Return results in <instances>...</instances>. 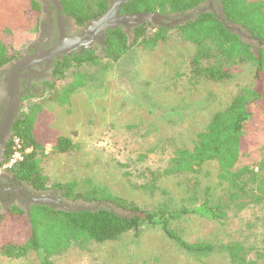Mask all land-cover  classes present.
I'll list each match as a JSON object with an SVG mask.
<instances>
[{
  "label": "rangeland",
  "instance_id": "1",
  "mask_svg": "<svg viewBox=\"0 0 264 264\" xmlns=\"http://www.w3.org/2000/svg\"><path fill=\"white\" fill-rule=\"evenodd\" d=\"M35 20L29 0H0V42L19 48L34 36ZM247 36L242 35L256 50L257 41ZM195 52L194 44L170 29L152 48L136 43L116 59L103 55L66 69L52 87L25 100L23 111L37 102L49 114V131L75 144L67 152L45 145L40 168L48 185L74 182L73 191L86 194L91 184H100L149 210L192 208L205 201L223 216L191 214L176 226L186 241L208 243L212 251L186 252L159 227L145 225L116 240L67 249L50 257L51 264H231L230 245L246 254L247 264H264V173L256 167L264 152L263 110L251 108L243 126L248 148L228 172L229 179L220 178L217 163L209 161L197 174L162 176L153 189L145 186L150 173L165 168L177 147H193L210 117L256 83L251 61L227 80L195 75ZM62 88L71 91L65 102L55 94ZM232 173L241 175L243 191L232 186ZM189 177L195 178L194 187ZM0 264L41 263L30 251L17 258L0 254Z\"/></svg>",
  "mask_w": 264,
  "mask_h": 264
},
{
  "label": "trees",
  "instance_id": "2",
  "mask_svg": "<svg viewBox=\"0 0 264 264\" xmlns=\"http://www.w3.org/2000/svg\"><path fill=\"white\" fill-rule=\"evenodd\" d=\"M35 15L39 4L29 0ZM64 13L74 18L78 24L96 18L104 12L109 0H58ZM207 0H129L122 6V13H153L161 15L185 13L196 9ZM223 19L213 12L202 10L193 18L172 28L142 23L133 28V38L128 43L121 27L106 31L109 57L116 59L126 53L134 44L152 48L159 40H164L170 29H175L179 36L196 46L192 57L193 72L197 76L214 81L231 78L240 66L248 61L255 64V85L242 90L221 111L215 112L208 121L205 130L198 133L193 147H177L162 170L150 173L146 187L153 189V183L167 175H193L202 170L209 161H215L221 170L220 178L229 179L228 172L236 165L241 155L247 151V142L243 132L244 123L252 116L251 108L264 111V0H220ZM232 26L244 29L258 48L254 50L248 40L241 37ZM13 49L0 42V64L13 55ZM85 57L74 56L55 65L56 78L84 60L94 62L98 57L86 51ZM53 85H50L52 87ZM71 91L68 88L56 90L60 102L67 101ZM56 98V97H54ZM261 107V108H260ZM28 109L20 114L13 126V136L20 139L22 148H30L21 161L12 165L11 171L21 180L28 181L37 189L48 185L47 177L40 168L45 145L50 144L56 152H67L75 144L69 137L58 136L47 128L49 114L42 111L37 102L28 104ZM12 153L8 145L5 160ZM264 173V152L256 165ZM246 167L241 175L245 174ZM253 178L256 173L253 169ZM233 175L232 186L243 191L245 183L241 175ZM236 176V177H235ZM194 187V177H189ZM66 197L76 200L82 198L88 202H106L115 208H98L94 211L82 210L66 212L48 206L34 205L29 209L27 219L22 209L11 206L7 212L0 211V254L17 258L35 251L41 264H51L49 258L70 248H83L89 241L103 242L116 240L127 231L138 232L142 226L159 227L177 246L193 254H205L212 251V246L203 242H188L177 230L176 222L183 216L197 214L209 219H219L223 215L217 208L203 203L192 208L153 210L142 209L133 201L110 192L105 186L91 184L86 194L74 192V182L54 184ZM128 212L129 214H124ZM232 258L231 264H247L246 254H239L238 247L227 246Z\"/></svg>",
  "mask_w": 264,
  "mask_h": 264
},
{
  "label": "flooded vegetation",
  "instance_id": "3",
  "mask_svg": "<svg viewBox=\"0 0 264 264\" xmlns=\"http://www.w3.org/2000/svg\"><path fill=\"white\" fill-rule=\"evenodd\" d=\"M35 1L39 4V12L36 15L34 36L22 42L19 48H13L14 53L11 58L0 64V121L7 112L8 106L17 98L13 126L16 120L20 118V114L24 112V101L41 95L54 83L57 75L55 73L56 64L64 62L66 58L72 59L74 56L84 58L86 51L92 52L98 58L107 54L113 55L106 42V31L110 29L103 33H93L89 36L87 43L84 42L75 46L76 41L85 40L80 36L86 32L87 22L95 18L85 21L83 24H78L74 18L64 13L62 7L58 15L57 8L52 0ZM200 7L223 19L220 0H207ZM186 13L166 14L167 16L163 21L169 23L170 20L179 19ZM122 14L121 6L118 15ZM181 23L183 22L178 24ZM178 24H172V26ZM232 27L235 28V26ZM237 32L240 36L243 35L240 31ZM56 49L60 51L51 55L52 51ZM82 62L88 61L84 60ZM13 126L11 128L12 132L3 142L4 147L0 154L1 213L7 212L11 206H17L24 211L26 203L30 204L29 209L37 205L29 201L32 194L40 196L49 193L62 200H68L69 197H66L61 189L53 188L51 185H46L44 189H37L28 181L19 179L11 171L12 165L7 164L8 158L5 160V153L10 143L12 149Z\"/></svg>",
  "mask_w": 264,
  "mask_h": 264
},
{
  "label": "water",
  "instance_id": "4",
  "mask_svg": "<svg viewBox=\"0 0 264 264\" xmlns=\"http://www.w3.org/2000/svg\"><path fill=\"white\" fill-rule=\"evenodd\" d=\"M55 4L58 15L61 11V4L58 0H52ZM129 0H109L108 6L106 10L97 18L87 22L86 24V32L80 36L82 39H85L83 41L75 42V46L79 44H83L84 42L87 43L88 38L93 33H103L104 31L108 29H114L117 27H121L123 29V32L127 36L128 43L133 38L132 30L137 25L142 23H152L156 26H172V24H178L179 22H185L188 19L193 18V16L202 10H204L202 7H198L196 9H192L186 13V15H183L179 19L176 20H170L169 23H164V19L167 15H161L158 12L153 13H125L122 15H118V12L125 3H127ZM229 27L231 28L232 25L230 24ZM235 31H240L244 36L248 33L240 28L239 26H235ZM84 36V37H83ZM242 37V36H241ZM251 40L256 41L255 39H252L250 35L248 36ZM79 39V38H78ZM77 39V40H78ZM60 50L56 49L53 50L50 54H57ZM63 51V49H62ZM16 106H17V98H15L11 105L8 106L7 112L3 116V118L0 121V154L3 149V142L6 140V138L10 135L12 132L11 128L13 126L14 122V114L16 112ZM29 201L33 204L37 205H46L48 207H51L53 209L57 210H63L66 212H75V211H82V210H88V211H94L98 208H114L111 204L100 201V202H88L83 200H76V201H70V200H62L61 198H57L53 194L45 193L40 196H34L33 194L30 195ZM29 207L30 204L26 203L24 208V213L27 219L30 218L29 214Z\"/></svg>",
  "mask_w": 264,
  "mask_h": 264
},
{
  "label": "built area",
  "instance_id": "5",
  "mask_svg": "<svg viewBox=\"0 0 264 264\" xmlns=\"http://www.w3.org/2000/svg\"><path fill=\"white\" fill-rule=\"evenodd\" d=\"M30 151V148H22V143L20 139L16 136H13L12 141V153L7 160L8 165H13L18 161L23 159L25 153Z\"/></svg>",
  "mask_w": 264,
  "mask_h": 264
}]
</instances>
